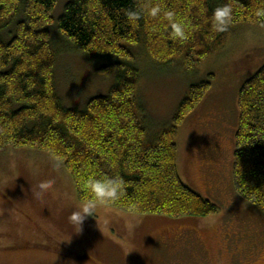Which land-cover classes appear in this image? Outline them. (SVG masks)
<instances>
[{"label": "trees", "instance_id": "obj_1", "mask_svg": "<svg viewBox=\"0 0 264 264\" xmlns=\"http://www.w3.org/2000/svg\"><path fill=\"white\" fill-rule=\"evenodd\" d=\"M57 1L0 0V151L27 146L53 155L80 201V178L119 176L124 191L107 206L172 218L215 213L216 204L182 181L176 143L179 125L202 100L213 74L189 85L172 121L153 129L137 96L140 71L128 45L158 64L182 59L191 72L224 47L235 25L264 27L258 14L264 0H68L56 21L58 35L77 52L115 59L108 66L116 70L115 82L82 109L65 106L56 91L58 50L50 28ZM225 4L232 20L217 31L213 12ZM152 6L161 8L157 17L148 14ZM167 12L183 22L188 39L171 36ZM237 106L234 189L264 211V65L241 85Z\"/></svg>", "mask_w": 264, "mask_h": 264}, {"label": "rangeland", "instance_id": "obj_2", "mask_svg": "<svg viewBox=\"0 0 264 264\" xmlns=\"http://www.w3.org/2000/svg\"><path fill=\"white\" fill-rule=\"evenodd\" d=\"M67 1H57L50 28L58 50L56 91L65 106L82 109L115 82L116 70H108L115 59L77 52L58 35ZM128 46L140 71L137 96L153 129L172 121L189 85L213 74L179 125L176 143L182 181L217 211L172 218L98 205L79 230L70 215L82 201L60 161L36 148L7 147L0 151V264H264V211L239 196L232 181L238 91L264 65V27L235 25L224 47L191 72L182 59L158 64ZM48 180L52 188L41 192ZM15 245L34 247L23 255Z\"/></svg>", "mask_w": 264, "mask_h": 264}, {"label": "clouds", "instance_id": "obj_3", "mask_svg": "<svg viewBox=\"0 0 264 264\" xmlns=\"http://www.w3.org/2000/svg\"><path fill=\"white\" fill-rule=\"evenodd\" d=\"M161 12L159 6H152L148 9V14L152 17H157ZM264 15V12L258 13ZM133 18H138L136 13L131 14ZM165 18L169 20L171 26V36L174 39L186 40L188 34L185 30V25L182 21L174 18V13H165ZM214 27L217 31H225L227 26L232 20V8L230 5L225 4L217 7L212 16ZM54 181L48 180L39 184L41 192L47 191L52 188ZM123 180L121 177H82L77 181L80 190L84 194L82 203L70 215V220L80 230L82 222L88 216H93L96 213L98 205H112L117 203L121 194L124 191ZM131 226V225H129Z\"/></svg>", "mask_w": 264, "mask_h": 264}, {"label": "flooded vegetation", "instance_id": "obj_4", "mask_svg": "<svg viewBox=\"0 0 264 264\" xmlns=\"http://www.w3.org/2000/svg\"><path fill=\"white\" fill-rule=\"evenodd\" d=\"M37 246H45L46 248H49L47 245H41L40 243ZM34 246H21V245H15L12 247V249H20L22 250L23 255L28 254V250H23V249H29V248H33Z\"/></svg>", "mask_w": 264, "mask_h": 264}, {"label": "crops", "instance_id": "obj_5", "mask_svg": "<svg viewBox=\"0 0 264 264\" xmlns=\"http://www.w3.org/2000/svg\"><path fill=\"white\" fill-rule=\"evenodd\" d=\"M177 155H178V148H177ZM182 162V159H180V163ZM180 163H179V168H180Z\"/></svg>", "mask_w": 264, "mask_h": 264}]
</instances>
